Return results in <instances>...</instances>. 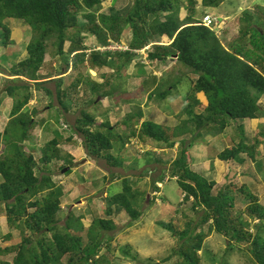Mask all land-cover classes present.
<instances>
[{"label":"trees","instance_id":"trees-1","mask_svg":"<svg viewBox=\"0 0 264 264\" xmlns=\"http://www.w3.org/2000/svg\"><path fill=\"white\" fill-rule=\"evenodd\" d=\"M104 1L0 0V45L7 49L14 44L7 21L20 20L34 33L26 47L28 57L12 63L7 71V80L26 83L23 80L28 79L38 88L48 82H54L58 102L62 110L68 113L70 111L66 104L68 89H62L63 74L51 81L40 82L38 79L46 63L50 39L54 40L53 46L66 63V68L69 67L70 56H73L76 60L73 63L75 68L88 61L91 69L107 67L118 72L128 68L137 56L136 53L150 45L151 48L147 52V59L150 62L166 64L169 60L176 59L177 63L196 76V80L192 83L182 107V111L188 117L174 128L171 135L152 121L142 123L138 130L118 134L114 132L115 129L108 120L97 125L95 116L85 110H80L81 115L76 119L73 130L81 137L84 149L91 160H103L112 169L123 168L126 165L123 158L121 160L120 156L113 155V151L116 144L120 146L118 152L124 150L130 136L136 135L142 143L152 141L171 148L175 147L177 140L181 138L179 142L181 150L168 171H163L152 179V190L160 192L162 187L158 186L165 182L167 174L171 177L169 182L176 178L180 195L183 196L178 206L187 203L190 205L189 209L179 211L186 220L182 231H176L171 222L169 224L161 222L164 229L172 232L174 236L177 235L181 241L179 252H176L181 260L180 264H200L198 252L202 250L204 241L211 232L227 237L231 241L230 244L233 242L244 245L255 264H264V208L259 199L250 193L245 197L251 202L245 209V214L257 220L254 225L256 233L253 234L250 231L251 223L234 213V194L235 192L245 194L244 186L236 182L219 186L217 182L209 180L202 171L194 170L193 160L188 155L193 147L192 142L201 138L203 131L217 137L233 122L264 117L261 102L264 97V9L256 7V15L249 12L244 14L243 21L247 26L242 30L241 39L236 44L226 47L214 28L206 27L202 19L195 17L196 0L187 1L189 13L184 19L180 17L181 0H133L123 14L100 13ZM225 1L203 0L202 6L215 10ZM113 10L116 11L114 8ZM80 15L86 22H80ZM126 30L132 33L128 44L129 50L114 52L97 50L108 47L112 41L119 43ZM85 33L97 38L99 43L97 49H87L84 46ZM162 37H167L170 44H160ZM68 42L70 47L65 50ZM4 60L8 61L9 56L4 57ZM5 72L2 69L0 71ZM140 73L144 74V71L141 69ZM152 78L158 83L155 76ZM177 82L163 91L151 92L149 99L156 97L161 101L165 100L176 88ZM80 83L89 86L92 94L101 98L112 96V92L100 93L105 83L99 84L88 75L83 78L79 74V78L72 84L73 88L76 89ZM29 85L31 84L8 85L6 88L7 94L15 100L9 115L10 121L0 133V147L5 146V154L3 159H0L2 178L0 203L5 204L7 224L19 230L22 243L0 249V256L16 252L13 264H109L105 253L101 252L108 246L109 241H106L110 240L109 237L106 239V233L115 229L113 217L125 212L132 222L138 221L143 217L141 206L142 203L143 206L147 203V193L135 189L133 177L123 178L121 174L113 173L111 180L120 179L118 180L120 188L118 192L110 191L109 189L113 187L111 186L107 196L102 197L105 204L103 216L94 219L93 225L85 229L81 219L70 212L66 216L65 227L59 228L57 224L62 210L63 191L53 182L49 166L63 158L58 148L63 137L55 130V138L43 149V155L39 160L31 153L27 154L21 150L20 145L30 140V133L37 124L36 111L31 113L23 111L32 96ZM45 90L52 96L51 91ZM21 91L27 93L17 97ZM200 93H203L208 101L206 106L198 98ZM138 114L141 116V112ZM134 116L131 115L135 118ZM129 122L128 120L125 123ZM235 132V137L240 141L222 151L218 158L225 162H235L237 167H243L247 164L244 155L254 160L258 145H248L242 124L238 129L235 128ZM187 135L192 136V139L185 137ZM71 140L72 138L68 139L70 142ZM147 155L151 156V152L144 156ZM68 158L71 164L73 159L71 156ZM160 162L156 157L153 160L148 159L147 165L155 163L153 168L155 169ZM65 167L62 169L67 168ZM39 195L42 196L37 198ZM32 198L36 200L31 201ZM29 208L33 211H29ZM89 210L93 212L90 207ZM190 212L200 214V217L192 218ZM205 225H209V231H199L200 227ZM33 234H38L39 237L34 240ZM12 236L9 233L5 239H11ZM129 250L127 247L123 252L131 255Z\"/></svg>","mask_w":264,"mask_h":264},{"label":"rangeland","instance_id":"rangeland-1","mask_svg":"<svg viewBox=\"0 0 264 264\" xmlns=\"http://www.w3.org/2000/svg\"><path fill=\"white\" fill-rule=\"evenodd\" d=\"M132 1L105 0L99 12L103 14H123ZM187 1L181 0L180 17L182 19L189 13ZM196 3L195 17L197 19L201 20L205 15L212 14L219 16L221 21L224 22L219 27H215V31L226 47L236 44L241 39L242 30L247 26L243 21L244 14L247 12L255 14L256 7L264 9V0H226L215 10L205 9L202 6L203 0H196ZM79 20L81 23L86 22L82 15L79 16ZM6 24L12 31L11 40L14 41V44L7 49L0 45V68L6 71L0 73V133L4 131L10 121L9 115L15 100L7 94V86L31 84L29 85L32 94L31 100L23 111L29 113L36 111L37 124L30 133V140L25 144H21L20 147L23 152L31 153L39 160L43 155V149L55 138V130L63 137L58 146L63 158L49 166L53 182L63 191L62 210L58 216L57 226L64 228L66 216L72 212L76 218L81 219L84 228L88 229L93 225L94 219L103 216L105 204L102 197L107 196L109 187L113 186L112 189H109L110 191H119L120 181L118 182V180L120 179L113 181L111 175L119 173L123 178L133 177L132 182L135 189L147 193V196H149L148 202L144 206L142 203L141 206L143 217L136 222H132L125 212L114 216L112 220L115 229L106 233V239L109 237L110 240L106 241H109L108 246L101 253H105L104 255H106L109 264H180L181 260L177 253L181 241L177 235L174 236L172 232L164 229L162 223L169 224L171 222L176 231H182L186 220L179 211L189 209L190 205L187 203L184 206L182 204L180 207L178 206L183 200V196L180 195L175 179L169 182L171 180L170 174H167L165 178V182L168 183L158 186L162 187L160 192L152 190V179L159 176L163 171H168L181 150L179 147L181 138L177 140L175 147L171 148L166 147L164 144L160 146L161 144L152 141L142 143L136 135L130 136L124 150L118 152L120 146L116 144V149L113 151V155L120 156L121 160L123 158L126 165L123 168L112 169L103 160H91L84 149L81 137L74 132L73 127L76 119L81 115L80 110H85L95 116L97 125L108 120L115 129L114 132L118 134L124 131L130 133L134 129L138 130L142 123L152 121L163 127L168 135H171L174 128L181 125L188 117L182 111V107L192 83L196 80V76H193L187 68L177 63L176 59L169 60L166 64L150 62L147 59V52L151 45L137 52V56L132 60L130 66L118 72L107 67L91 69L88 61L75 68L73 63L76 60L73 56H70L69 67L66 68V63L59 57L56 47L53 46L54 40L50 39L48 41L46 63L41 69L38 79L40 82H46L56 79L61 73L63 74L62 89H68L66 104L70 107V111L65 113L56 97L57 89L54 82H48L38 88L28 79L23 80L26 83L19 82V80L17 82L7 80V71L11 68L12 63L22 61L28 57L26 47L34 33L26 23L20 20H10ZM83 37L84 46L87 49L98 48L99 43L95 36L85 33ZM131 38V31L126 30L119 43L112 41L108 47L97 50L123 51L122 49L128 47ZM160 44L168 45L170 40L167 37H162ZM69 47L70 43L68 42L65 50H68ZM2 56L5 58L9 56V60L3 61L4 57L1 58ZM1 66H4V68ZM141 69L144 74L140 73ZM79 74L83 78L88 75L99 84L105 83V87L100 93L112 92V96L101 98L94 95L91 88L83 83H80L76 89L73 88L72 84L79 78ZM153 76L157 78L158 83L152 78ZM178 79L180 80L179 83L177 82ZM176 82L178 83L176 88L165 100L161 101L156 97L149 99L151 92L163 91ZM45 89L51 91L52 96H49ZM26 93V91H21L18 93L19 95L17 94V97H21ZM201 94L198 95V98L206 106L208 101L205 95ZM261 102L264 107V97ZM200 111L197 110V112ZM139 112H141V116L138 114ZM131 115H135V118ZM41 119H43L42 122ZM128 120L130 122L126 124L125 122ZM240 123L244 126L248 145H258L254 160H250L247 155H244L247 164L243 167H237L235 162H225L218 158L222 151L240 141L239 138L235 137V128L238 129ZM212 136L210 133L203 131L202 137L192 142L193 147L189 150L188 155L193 160V169L202 171L209 180L217 182L219 186L228 185L231 182L244 186L245 194H239V192L234 194V213L236 216L241 215L245 221H249L251 223L250 231L255 234L254 225L257 220L245 214V209L251 205L250 200L248 201V198L245 197L248 193L257 197L264 208V117L255 120L245 119L237 123L233 122L220 136ZM185 137H189V140L192 139L190 135ZM69 138H72L71 142L68 141ZM4 148V145L0 147V159H3L5 154ZM150 152L151 156H144ZM69 156L73 159L71 164L68 162ZM156 157L161 162L153 169L156 164L147 165V160H153ZM65 166L69 168L68 173H62V168ZM110 181L113 183H110ZM1 182L0 175V185ZM43 194L45 195V192ZM41 196L39 195L37 198ZM35 200L36 198L31 199V201ZM89 207L93 209V212L89 210ZM29 211H33V209L29 208ZM190 216L198 218L200 214L190 212ZM199 231L208 232L209 225L201 226ZM9 233L13 235L12 238L5 239ZM50 234H48V237L51 236ZM28 235H30L29 232ZM33 236L34 240L39 237L38 234H33ZM230 242L227 237L211 232L205 239L202 250L198 252L200 264H255L247 254L244 245H237L233 242L231 245ZM21 243L22 238L19 230L9 227L6 220L5 204L0 203V249L20 245ZM127 247L130 248L131 255H126L123 252V249ZM15 256L16 252L0 256V264H13Z\"/></svg>","mask_w":264,"mask_h":264},{"label":"built area","instance_id":"built-area-1","mask_svg":"<svg viewBox=\"0 0 264 264\" xmlns=\"http://www.w3.org/2000/svg\"><path fill=\"white\" fill-rule=\"evenodd\" d=\"M219 21L216 17L212 16V15H206L204 18H203V24L206 26V27H211V26H214V25H218ZM123 51H127L129 50V47H127L126 49H122Z\"/></svg>","mask_w":264,"mask_h":264},{"label":"clouds","instance_id":"clouds-1","mask_svg":"<svg viewBox=\"0 0 264 264\" xmlns=\"http://www.w3.org/2000/svg\"><path fill=\"white\" fill-rule=\"evenodd\" d=\"M207 15H212V14H207ZM205 16H206V15H205ZM205 16H204V17H205ZM212 16H214V15H212ZM204 17H203V18H204ZM214 17H216V18L218 19V21H219L218 25H214V26H211V27H208V28H214V29H215V27H219V25H221L222 23H224V22L221 21V18H220L219 16L216 15V16H214ZM203 18H202V22H203ZM203 25H204V24H203ZM175 179H176V178H175ZM159 185H161V184H159ZM147 197H148V196H147ZM147 202H148V201H147Z\"/></svg>","mask_w":264,"mask_h":264},{"label":"water","instance_id":"water-1","mask_svg":"<svg viewBox=\"0 0 264 264\" xmlns=\"http://www.w3.org/2000/svg\"><path fill=\"white\" fill-rule=\"evenodd\" d=\"M176 58H177V57H176ZM68 169H69V168L64 169V170L62 171V173H66V172L68 171ZM148 199H149V196L147 197V201H148Z\"/></svg>","mask_w":264,"mask_h":264},{"label":"bare ground","instance_id":"bare-ground-1","mask_svg":"<svg viewBox=\"0 0 264 264\" xmlns=\"http://www.w3.org/2000/svg\"><path fill=\"white\" fill-rule=\"evenodd\" d=\"M152 157H153V155H152ZM147 173H148V172H147ZM148 174H149V173H148ZM148 174H147V175H148ZM145 176H146V175H145ZM163 183H165V182H163ZM156 191H157V190H156Z\"/></svg>","mask_w":264,"mask_h":264},{"label":"crops","instance_id":"crops-1","mask_svg":"<svg viewBox=\"0 0 264 264\" xmlns=\"http://www.w3.org/2000/svg\"><path fill=\"white\" fill-rule=\"evenodd\" d=\"M201 94V93H200ZM199 95V94H198Z\"/></svg>","mask_w":264,"mask_h":264}]
</instances>
